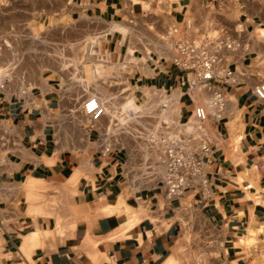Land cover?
<instances>
[{
    "label": "crops",
    "instance_id": "obj_1",
    "mask_svg": "<svg viewBox=\"0 0 264 264\" xmlns=\"http://www.w3.org/2000/svg\"><path fill=\"white\" fill-rule=\"evenodd\" d=\"M131 2L136 16L141 1ZM76 3L75 20L83 12L124 20L125 0ZM167 6L179 24L189 10L197 12L194 34L225 30L238 45L223 53L236 79L212 82L228 101L222 118L209 123V195L188 188L168 198L161 184H133L128 149L100 147L107 118L76 117L88 96L74 92L67 72L56 64L40 75L26 71L25 84L15 77L0 89V121L10 127L0 143V264H193L195 233L205 239V264H264V100L254 91L264 82V0H168ZM115 33L122 34L108 31L97 51L125 62L126 35ZM134 61L125 67L138 99L152 88L178 90L180 118L189 116L198 103L188 88L192 74L160 56L146 60L150 74ZM34 233L38 240L23 251Z\"/></svg>",
    "mask_w": 264,
    "mask_h": 264
},
{
    "label": "rangeland",
    "instance_id": "obj_2",
    "mask_svg": "<svg viewBox=\"0 0 264 264\" xmlns=\"http://www.w3.org/2000/svg\"><path fill=\"white\" fill-rule=\"evenodd\" d=\"M125 1L124 20L118 23L127 24L130 28L117 30L126 35L123 48L128 49V56L125 62L115 63L109 56L103 55L101 60L88 53L89 43L96 40L98 44L105 39L106 30L112 23L100 17H89L86 12L75 20L77 14L72 17L71 12L78 6L77 0H0V70L15 60L18 65L14 73L21 70L40 75L44 68L56 64L67 72V84H71L75 93L85 92L87 96L94 93L101 96L106 105L115 104L113 115L111 112L104 115L108 120L105 130L108 134H115V139L128 149L130 163L136 172L147 158L152 159L147 149V133L149 129L157 128L163 116L162 112L156 111L152 118H143L145 110L151 108L145 105L146 98L138 99L136 96L128 81L125 65L134 59L136 68L152 73L146 62L150 53L155 59L163 56L169 60L173 55L172 40L167 36L169 28L179 25L182 32L178 37L185 36V22L193 21L197 12L189 10L184 22L179 24L172 21L168 0H139L141 6L137 8L140 12L136 16L130 13L132 0ZM69 20L72 25L67 24ZM122 34L115 33V38ZM165 43L168 49L163 46ZM98 65H101L100 69H97ZM177 91H168V96L174 97ZM156 92L152 88L146 94L151 99ZM195 92L198 104H206L204 97L198 99V88ZM76 117H87L83 105L76 112ZM113 118L118 119H114L115 124L111 121ZM174 119L178 117L175 115ZM189 225L191 227V223ZM201 238L196 233L189 237V242L196 248L192 252L193 264L206 263V255H202L205 239Z\"/></svg>",
    "mask_w": 264,
    "mask_h": 264
},
{
    "label": "built area",
    "instance_id": "obj_3",
    "mask_svg": "<svg viewBox=\"0 0 264 264\" xmlns=\"http://www.w3.org/2000/svg\"><path fill=\"white\" fill-rule=\"evenodd\" d=\"M192 25V20H187L184 28L186 34L179 37L182 32L179 25L174 24L169 28L167 36L172 40L173 55L169 60L161 57L170 61L176 68L191 73L188 88L195 90L201 87L209 94L208 100L204 105L195 102L189 116L184 120L179 116L177 120L168 122L161 117L157 128L149 129L147 133V149L152 159L147 158L141 168H136V172L130 160L126 168L133 184H161L168 198L180 197L188 188H195L203 196L209 195L207 165L213 153L209 123L211 120L222 118L228 101L227 93L212 82L229 83L236 79L234 70L224 66L223 53L235 49L238 46L237 41L225 30H216L205 35L194 34ZM88 53L103 59V55L97 51L96 40L89 43ZM156 59L150 53L147 61L154 62ZM17 65L18 63L12 60L0 70V89H4L15 77L25 84L26 73L23 72L19 76L14 73ZM155 90L157 92L151 99L147 94L144 96L145 105L151 109L145 110L143 118H152L156 111L162 112L163 116L169 107L172 99L168 96L169 90ZM254 91L260 100H264V82L255 86ZM103 101V98L96 94L84 100L83 112L91 122L106 114ZM114 119L117 118L111 121L115 124ZM9 135V125L0 121V143H4ZM100 147L103 153L115 148H125L119 139H115V134H108L105 128L100 132ZM1 215L0 208V217Z\"/></svg>",
    "mask_w": 264,
    "mask_h": 264
},
{
    "label": "bare ground",
    "instance_id": "obj_4",
    "mask_svg": "<svg viewBox=\"0 0 264 264\" xmlns=\"http://www.w3.org/2000/svg\"><path fill=\"white\" fill-rule=\"evenodd\" d=\"M192 7V6H190ZM130 28L129 25L127 24H124V23H118V22H114L111 24V26L109 25V28H107L108 30L106 31H114L116 29H121L123 31H127L128 29ZM263 33L259 36L260 38L264 39V29L262 31ZM163 46L165 47V49H168V45H165L163 44ZM112 62V61H111ZM101 68V65H98L97 66V69H100ZM100 71V70H98ZM94 94V93H93ZM174 97H172V99H170V102H169V107L168 109L166 110V112L164 113L163 117H164V120L165 121H172V119H174L175 115L176 117L179 118L180 116V103H179V95H180V91H177L176 94L174 93ZM197 96H198V99H202L203 97L205 98V94H204V91H202V88L199 87L198 88V93H197ZM206 99V98H205ZM204 101V100H203ZM104 102V101H103ZM129 102V101H128ZM127 102V103H128ZM104 105H105V109H106V112H111L114 113V108H115V104H110L109 106L105 104L104 102ZM128 106V104H127ZM177 112V113H176ZM176 113V114H175ZM113 115V114H112ZM38 240V235L36 233L34 234H31L30 236H28L26 238V242H25V245L23 247V251H26V246L27 244L30 242V243H33L35 241Z\"/></svg>",
    "mask_w": 264,
    "mask_h": 264
}]
</instances>
